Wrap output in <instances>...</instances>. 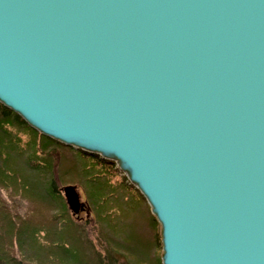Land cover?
<instances>
[{
    "label": "water",
    "instance_id": "95a60500",
    "mask_svg": "<svg viewBox=\"0 0 264 264\" xmlns=\"http://www.w3.org/2000/svg\"><path fill=\"white\" fill-rule=\"evenodd\" d=\"M0 104L114 162L162 264H264V0H0Z\"/></svg>",
    "mask_w": 264,
    "mask_h": 264
},
{
    "label": "trees",
    "instance_id": "16d2710c",
    "mask_svg": "<svg viewBox=\"0 0 264 264\" xmlns=\"http://www.w3.org/2000/svg\"><path fill=\"white\" fill-rule=\"evenodd\" d=\"M24 135L28 136L26 141H23L22 136ZM59 148L65 147L39 134L20 116L0 104V189L15 192L18 190L17 187L23 188V191L33 189L40 193L43 201L50 208L55 207V210L60 213L52 216L51 232L55 230L54 233L47 231L42 234L41 229L33 230L28 227L25 219L20 222L17 220L16 223L13 216H8V213H11L10 210L0 202V218L2 217L0 222L2 223L3 218L8 216L5 224L10 230V235L11 232L16 234L14 240L17 242V252L13 253L12 244L5 245L3 242L5 238H2L5 232L0 230V264L118 263L117 254H113L110 258L109 255L103 256L94 250L86 229L77 222H82L84 218L80 215L77 220H74L66 205L62 192L65 186H82L88 204L87 219L93 214L92 217H94L100 235L111 246L113 253L114 251L120 253L117 250L119 248L114 247L118 246L119 240L127 242L128 246L131 244L129 227H134V224L129 220L130 213L144 209L152 225L158 230L150 239L143 241L138 236L134 241L137 239L140 242L139 247L143 250L155 248L154 254L157 249H161L160 226L151 215L146 200L127 182L125 177L123 178L124 183L113 184L109 178L96 170L93 163L96 159L93 158V161L88 163L87 157L84 158V156L79 161H83L84 164L80 166L77 162L75 163L77 167L74 165L71 170H63L61 168L62 158L60 159L58 155ZM96 163L105 165L108 171L111 169L109 165L106 166L98 160ZM18 166H22L29 173V177L23 178L25 175L22 171L20 178ZM53 236H57L55 241L50 240ZM43 240L44 243H42ZM11 242H13L12 239ZM46 244L47 246H44ZM43 247H46L45 250ZM128 255L133 254H127V260L130 262ZM137 259L139 261L140 258ZM154 260L152 259L153 263ZM152 262L149 260V262L143 261L140 264H153ZM157 264H161V260Z\"/></svg>",
    "mask_w": 264,
    "mask_h": 264
},
{
    "label": "rangeland",
    "instance_id": "374dc122",
    "mask_svg": "<svg viewBox=\"0 0 264 264\" xmlns=\"http://www.w3.org/2000/svg\"><path fill=\"white\" fill-rule=\"evenodd\" d=\"M25 136L26 135L22 136V138L24 137L23 141H26L28 139V136H26V137ZM64 147L65 148H59L58 149V155L60 156V159L62 158V162H63L62 167H61V168H63V170H67V169L71 170L72 168H74L75 163L81 161L82 156H84V158L87 157L86 161L88 163L93 161L92 159L94 158V159H96V161L98 160L101 163H105L106 166L109 165L111 167V169L108 171V170H106L105 165L97 164L96 161L93 162L95 164L96 170L100 171L102 175L104 174L103 175L104 177L109 178L111 180V182L115 185H120V184L124 183L123 178L125 176L117 168V165L114 162H108L106 160L101 159L98 156H93V155L84 153L80 150H77V149H74L71 147H67V146H64ZM82 163H83V161L79 162V165L81 166ZM75 167H77V166L75 165ZM22 171L25 175V177H23V178L29 177V173L22 166H18V173L20 174V178H21V175L23 174ZM127 182L129 183L128 180H127ZM131 186H133V185H131ZM17 189L18 190L16 192L13 190L0 189V202L3 206L7 207L11 212V213H8V216H13V218H15L14 221L16 223H17V220H19L18 222H20V220L25 219V222H27L28 227H31L33 230L34 229H36V230L41 229L40 231L42 232V234L44 232H47V231L51 232L52 216L59 213V212L57 210H55V207L50 208L46 204V202L43 201V198L41 197L39 192L37 193L36 191H33V189H30L29 191H27V190L23 191V188H19V187H17ZM134 189H136V188L134 187ZM78 191L81 194L82 201L87 202L85 191L82 188V186L78 185ZM62 192H63V190H62ZM65 201H66V199H65ZM66 205L69 209L67 201H66ZM69 211H70L74 220H77L78 216H80V215L82 218H84V220H82V222H80V221H77V222H79L81 224V226H83L86 229V234H87L88 238L91 240V242L93 243V247H94V250L96 252H100L101 255H103V256L109 255L110 258H112L113 254L114 255L117 254V257L119 260H118V263H116V264H140V263H143V261L149 262V260H150L152 262V259L153 260L155 259L154 263L152 262L153 264L159 263V260H161V264H162V255H163L162 243H161V249H159V250L157 249L155 251V254H154L153 252H154L155 248L143 250L142 248L139 247L140 242H138L137 239H136V241H134L135 237L137 238L138 236H140L143 239V241L147 240L148 238L150 239V237L152 235H154V233H156V231L158 230V229L156 230L154 228V226L152 225L151 219L146 214L145 209L142 211H133L130 213V219L129 220L131 221L132 224H134V227H132V228L129 227V230L131 231V244H129V246H128L127 242H124L123 240H119L118 246H114V247H115V249L119 248L117 250H119L120 253H118L117 251H116V253H115V251L113 253V251L111 250V246H109V244L103 240V238L100 235V232L96 226V223L94 221V217H92L93 214L91 215V217L89 219H87L86 213L88 210H86V211L81 212L79 215H77L76 216L77 218H76L70 209H69ZM150 212H151V210H150ZM8 216H5V217L8 218ZM6 218H3L2 223L0 222V230L2 232H5L3 234L4 236L2 237L3 239L5 238L3 240V242L7 246L12 244V246H13L12 250H13V253H15V252H17V242H15V240H14L16 234H14L12 232H11V235L9 234L10 230L8 229L7 225L5 224V222L7 220ZM126 224H128V223H126ZM125 227H124V229L127 228V227L126 228ZM159 230H160V237H161V227ZM54 231L55 230H53L51 233L53 234ZM7 233L9 236L7 235ZM0 235H1V233H0ZM9 239H10V241H9ZM11 239L13 240V242H11ZM56 239H57V236H53L52 238H50L51 241H55ZM119 239H121V238H119ZM115 240L116 239H114V241ZM47 241H49V239H47ZM44 242L45 241L43 240L42 243H44ZM133 243H136V244H133ZM44 246H47V244ZM45 248L46 247H43L44 250H45ZM30 249H32V248H30ZM128 253L133 254V255H128L130 262L127 260V254ZM110 258H109V260H110ZM137 258H140L139 261Z\"/></svg>",
    "mask_w": 264,
    "mask_h": 264
},
{
    "label": "bare ground",
    "instance_id": "6f19581e",
    "mask_svg": "<svg viewBox=\"0 0 264 264\" xmlns=\"http://www.w3.org/2000/svg\"><path fill=\"white\" fill-rule=\"evenodd\" d=\"M68 187H75L74 195H77L79 197L80 203L81 204H85V209L88 210V204L86 203V201L85 202L82 201L81 194L78 191V187L77 186H65L64 189L68 188ZM63 193H64V196H65V192L64 191H63ZM65 199H66V197H65Z\"/></svg>",
    "mask_w": 264,
    "mask_h": 264
}]
</instances>
